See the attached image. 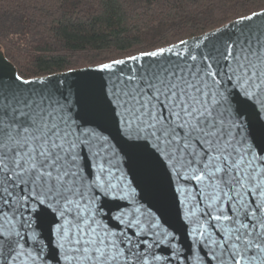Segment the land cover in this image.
Returning a JSON list of instances; mask_svg holds the SVG:
<instances>
[{
	"label": "snow or ice",
	"instance_id": "snow-or-ice-1",
	"mask_svg": "<svg viewBox=\"0 0 264 264\" xmlns=\"http://www.w3.org/2000/svg\"><path fill=\"white\" fill-rule=\"evenodd\" d=\"M257 17L101 63L107 103L93 115L115 136L80 122L64 93L26 88L36 82L18 74L4 80L0 66V264H183L175 235L142 210L121 167L133 156L143 179L162 174L174 190L195 225L197 260L203 246L212 264H264ZM105 200L127 207L106 212ZM49 218L46 244L37 226Z\"/></svg>",
	"mask_w": 264,
	"mask_h": 264
},
{
	"label": "trees",
	"instance_id": "trees-1",
	"mask_svg": "<svg viewBox=\"0 0 264 264\" xmlns=\"http://www.w3.org/2000/svg\"><path fill=\"white\" fill-rule=\"evenodd\" d=\"M264 10V0H0V48L25 79L138 55Z\"/></svg>",
	"mask_w": 264,
	"mask_h": 264
},
{
	"label": "water",
	"instance_id": "water-1",
	"mask_svg": "<svg viewBox=\"0 0 264 264\" xmlns=\"http://www.w3.org/2000/svg\"><path fill=\"white\" fill-rule=\"evenodd\" d=\"M260 12H264V10L256 13ZM260 20H264V17H257V22ZM230 22L226 24H229ZM0 66H3L5 69L3 76L4 80H8L10 76L18 74L15 66L7 60L1 48ZM98 67L99 65L89 66L45 77L27 79L36 83L24 85V87L55 89L58 92L64 93L68 97V102L73 106V113L77 116L80 122L86 123L87 126L90 127H95L97 124H100V130L103 131L104 135L115 136L116 132L114 126L96 120L93 115V112L97 107L106 106L107 103L104 97V85L107 82V76L109 74L96 71ZM39 81H43V83H39ZM258 124H264V117L258 121ZM249 131H251V129H249ZM116 142V140H113V143ZM121 167L123 168L129 182L132 184V187L135 188L136 199L139 201L140 205H142V210L153 214L159 219V222L163 227L173 232L175 235L177 246L181 249V256L184 258L183 264H212L208 259L207 249H204L203 246L196 251L199 256L204 259L197 260L195 258L193 254L192 240L191 237L188 236L190 227H194L195 225H188L185 223L179 202L173 201L174 190L168 187L167 180L163 175L158 174L143 179L135 156H133L132 159L123 157ZM102 203L105 211L107 212L111 209L113 214L117 213L115 207L116 204H120L121 207H127L125 201L105 200L102 201ZM50 223L51 219L49 218L44 223L37 226V232L46 244L49 239L48 228ZM110 226L119 230V226L114 222H110ZM129 233L134 235L130 229ZM160 252L165 255L169 254L168 250L164 248H161ZM48 264H56V260L54 258H49Z\"/></svg>",
	"mask_w": 264,
	"mask_h": 264
}]
</instances>
